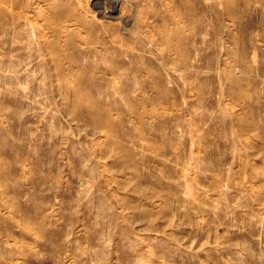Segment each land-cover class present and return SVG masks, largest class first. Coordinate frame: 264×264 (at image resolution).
<instances>
[{
	"label": "rangeland",
	"instance_id": "obj_1",
	"mask_svg": "<svg viewBox=\"0 0 264 264\" xmlns=\"http://www.w3.org/2000/svg\"><path fill=\"white\" fill-rule=\"evenodd\" d=\"M110 2L0 0V264H264V0Z\"/></svg>",
	"mask_w": 264,
	"mask_h": 264
},
{
	"label": "bare ground",
	"instance_id": "obj_2",
	"mask_svg": "<svg viewBox=\"0 0 264 264\" xmlns=\"http://www.w3.org/2000/svg\"><path fill=\"white\" fill-rule=\"evenodd\" d=\"M106 2V1H105ZM118 5H119V0H111L110 2V6H109V12H106L107 13V18L109 19H116L117 17H114V15L116 13H118ZM120 7V6H119ZM107 8V7H106ZM104 11V10H103ZM102 11V12H103ZM101 12V10H100ZM116 16V15H115ZM119 16V15H118ZM85 19V18H84ZM120 19V18H119ZM127 29V28H126ZM131 31V30H130ZM73 32V31H72ZM132 32V31H131ZM90 36V35H89ZM92 37V36H91ZM94 38V37H93ZM88 41H90L89 39H87ZM92 40V39H91ZM93 42V40L91 41ZM55 56V55H54ZM53 56V57H54ZM58 71V70H57ZM81 90V89H80Z\"/></svg>",
	"mask_w": 264,
	"mask_h": 264
}]
</instances>
